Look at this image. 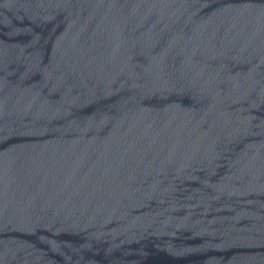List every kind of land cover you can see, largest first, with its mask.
<instances>
[{"label": "water", "instance_id": "1", "mask_svg": "<svg viewBox=\"0 0 264 264\" xmlns=\"http://www.w3.org/2000/svg\"><path fill=\"white\" fill-rule=\"evenodd\" d=\"M0 264H264V76L118 127L0 190Z\"/></svg>", "mask_w": 264, "mask_h": 264}]
</instances>
